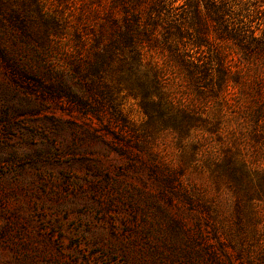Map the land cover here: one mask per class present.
Wrapping results in <instances>:
<instances>
[{
	"label": "rangeland",
	"instance_id": "obj_1",
	"mask_svg": "<svg viewBox=\"0 0 264 264\" xmlns=\"http://www.w3.org/2000/svg\"><path fill=\"white\" fill-rule=\"evenodd\" d=\"M247 1L251 20L261 2ZM1 7L16 10L28 29L2 18L0 264H264L244 198L234 207L240 196L220 184L189 206L150 173L153 155L181 170L184 183L204 182L178 159L172 135L149 124L138 98L117 82V59L99 81V62L86 46L77 55L66 45L57 60L40 29L41 4L9 0ZM57 82L70 87L72 99L49 90ZM99 82L111 89L101 100L102 123L124 135L128 156L99 123Z\"/></svg>",
	"mask_w": 264,
	"mask_h": 264
},
{
	"label": "trees",
	"instance_id": "obj_2",
	"mask_svg": "<svg viewBox=\"0 0 264 264\" xmlns=\"http://www.w3.org/2000/svg\"><path fill=\"white\" fill-rule=\"evenodd\" d=\"M7 1L0 0V30L7 15L25 32L28 26L17 19L18 12L2 9ZM29 1L41 4L40 29L57 60L66 45L77 55L86 46L99 62L101 81L117 59V82L138 98L149 124L172 135L178 159L204 177L203 183H184L181 170L151 155L148 167L157 182L189 206L196 204L195 196L224 184L240 196L234 207L244 198L252 211L246 223L264 251V0L253 8L251 20L247 0ZM261 18L253 27V19ZM49 90L72 99L67 84L57 82ZM110 96V87L99 82V123L117 152L128 156L124 135L102 123L101 100ZM195 217L198 223L206 220ZM259 221L260 228L252 225Z\"/></svg>",
	"mask_w": 264,
	"mask_h": 264
}]
</instances>
